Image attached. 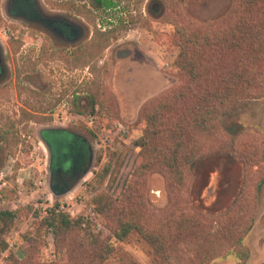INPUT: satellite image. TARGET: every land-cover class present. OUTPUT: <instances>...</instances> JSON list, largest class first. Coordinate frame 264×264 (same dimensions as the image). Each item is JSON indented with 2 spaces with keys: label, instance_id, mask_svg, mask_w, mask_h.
<instances>
[{
  "label": "rangeland",
  "instance_id": "1",
  "mask_svg": "<svg viewBox=\"0 0 264 264\" xmlns=\"http://www.w3.org/2000/svg\"><path fill=\"white\" fill-rule=\"evenodd\" d=\"M70 1L92 10L95 25L85 15L68 13ZM109 1L114 4L111 9H97L92 0H39L45 14L67 17L83 30V37L66 43L41 24L10 17L9 0H0L4 66L0 76V130L17 131L22 138L21 144L12 149L0 145V215L16 214L13 223L0 216V264H12L13 258L19 264H76V258L90 264L95 255L88 252L89 244L98 240L101 250L111 253L106 264H153L154 253L137 233L122 242L114 234L120 225L115 214L107 219L95 213L93 199L97 195L104 193L122 201L127 187L136 183L137 202L161 224L184 210L196 211L207 219L226 220L234 210L229 208L245 192L254 190L253 184L264 168L243 158L249 157L254 148L264 151L262 99L249 101L219 120L222 141L214 145L217 150L199 161L189 177V191L182 197L162 172L150 173L140 181L132 176L141 161L135 143L142 138L138 123L143 107L182 86L184 79L172 68L178 55L173 27L154 15L159 7L155 0ZM177 2L185 22L210 24L226 18L236 0ZM61 3L63 6H58ZM138 14L142 21H138ZM122 21L127 28L118 32L109 49L91 64L98 63L103 86L101 105L91 115L95 76L90 67L75 68L72 52L79 44L91 42L96 30L106 33L121 29ZM11 38L23 42L18 54L10 44ZM23 111L35 117L36 123L19 124ZM56 129L80 135L93 152L88 173L60 196L50 187V153L42 133L57 132V148L63 145L65 150H70L75 137L52 131ZM73 160L64 163L65 170L73 169ZM106 169L109 174L104 176ZM198 198L201 202H194ZM53 210L83 220V232L68 234L61 249L48 231H36L39 221L35 217L45 218ZM5 245L7 250L3 251ZM245 247L251 252L248 264H264V187ZM212 264H238V260L231 255Z\"/></svg>",
  "mask_w": 264,
  "mask_h": 264
},
{
  "label": "trees",
  "instance_id": "2",
  "mask_svg": "<svg viewBox=\"0 0 264 264\" xmlns=\"http://www.w3.org/2000/svg\"><path fill=\"white\" fill-rule=\"evenodd\" d=\"M92 3L97 9L114 6L109 0H92ZM155 4L159 7L154 15L173 27L178 55L172 68L184 79V84L143 107L138 123L142 138L135 143L141 161L132 176L140 181L150 173L162 172L182 197L189 191V177L197 170L199 161L217 150L214 145L222 141L219 120L249 101L264 99V0H236L226 18L210 24L185 22L177 0H155ZM141 5L142 1L137 8L139 13ZM66 9L68 13L85 15L87 21L95 25L94 13L86 5L78 6L70 1ZM138 16V21H142L141 14ZM123 23L121 29L117 27L106 33L96 30L91 42L79 44L72 52L75 68L90 67L95 76L91 115L101 105L103 94L98 63L91 64L109 49L118 38L117 33L127 28ZM20 40L10 39L11 46L16 48L15 54L23 46ZM25 121L36 123L37 119L23 111L19 124ZM42 135L53 139L50 131ZM21 142L19 132L0 130V145H10L12 149ZM243 158L264 166L261 149L254 148L249 157ZM263 171L261 168L258 181L253 184L254 190L245 192L240 201L229 208L234 210L227 214L226 220L223 217L207 219L196 211L184 210L161 224L137 202L135 193L139 185L136 183L127 187L122 201L104 193L97 195L93 199L94 210L107 219L115 214L120 225L114 234L120 241L137 233L154 253L153 264H212L231 255L238 264H248L251 252L245 247V241L254 228L258 197L264 187ZM108 174L109 169H106L103 175ZM199 201L200 198L194 202ZM0 216L12 223L16 219L15 213ZM35 218L39 221L36 231L41 234L48 231L60 249L68 234L83 232L82 219L73 220L58 210L48 212L45 218ZM100 245L99 240L89 244L88 252L95 255L90 264H106L110 259L111 253L105 248L101 250ZM6 250L5 245L3 251ZM85 263L84 259L76 258V264ZM12 264L19 262L13 258Z\"/></svg>",
  "mask_w": 264,
  "mask_h": 264
},
{
  "label": "flooded vegetation",
  "instance_id": "3",
  "mask_svg": "<svg viewBox=\"0 0 264 264\" xmlns=\"http://www.w3.org/2000/svg\"><path fill=\"white\" fill-rule=\"evenodd\" d=\"M8 15L22 21L41 24L43 28L51 31L60 40L66 43L75 42L83 37V30L71 19L57 15L45 14L39 3H32L31 0H9ZM4 73L2 65V57L0 51V76ZM52 131L67 132L74 135V139L70 142V150H65L62 146L57 148L58 142L55 138L57 132H51L53 139L49 140L42 136L50 153V187L56 195H64L69 192L72 187L86 175L93 161V152L86 141L71 131L56 129ZM62 141V140H61ZM63 140L62 142H64ZM69 143V144H70ZM68 159H74L72 170H65L64 163Z\"/></svg>",
  "mask_w": 264,
  "mask_h": 264
},
{
  "label": "crops",
  "instance_id": "4",
  "mask_svg": "<svg viewBox=\"0 0 264 264\" xmlns=\"http://www.w3.org/2000/svg\"><path fill=\"white\" fill-rule=\"evenodd\" d=\"M64 130V129H63ZM75 134V133H74ZM77 135V134H76ZM78 136H80V135H78ZM81 137V136H80ZM84 141H86V144H87V146L90 148V149H92L91 148V146H90V144L88 143V141L86 140V139H84L83 137H81ZM92 151V150H91Z\"/></svg>",
  "mask_w": 264,
  "mask_h": 264
},
{
  "label": "water",
  "instance_id": "5",
  "mask_svg": "<svg viewBox=\"0 0 264 264\" xmlns=\"http://www.w3.org/2000/svg\"><path fill=\"white\" fill-rule=\"evenodd\" d=\"M55 193V192H54ZM68 193V192H67Z\"/></svg>",
  "mask_w": 264,
  "mask_h": 264
}]
</instances>
